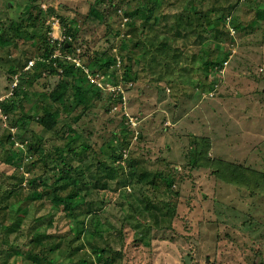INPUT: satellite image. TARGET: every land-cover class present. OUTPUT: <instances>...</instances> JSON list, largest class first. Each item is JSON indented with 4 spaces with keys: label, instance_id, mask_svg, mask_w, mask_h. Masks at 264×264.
<instances>
[{
    "label": "rangeland",
    "instance_id": "rangeland-1",
    "mask_svg": "<svg viewBox=\"0 0 264 264\" xmlns=\"http://www.w3.org/2000/svg\"><path fill=\"white\" fill-rule=\"evenodd\" d=\"M152 1L37 0L27 26L0 0V264H264V0ZM49 45L83 103L57 65L25 79ZM61 154L74 212L38 183Z\"/></svg>",
    "mask_w": 264,
    "mask_h": 264
},
{
    "label": "trees",
    "instance_id": "trees-1",
    "mask_svg": "<svg viewBox=\"0 0 264 264\" xmlns=\"http://www.w3.org/2000/svg\"><path fill=\"white\" fill-rule=\"evenodd\" d=\"M37 0H26V3L28 6H30V9L28 10V13L26 14L24 20L26 22V25L27 26H35L36 25V22L39 20L40 16L39 14L42 12V9L41 7L39 6V4L36 3ZM144 1V4H147V9L149 10L148 11V18H147V21H150L151 19H153V11L156 7V4L154 1L152 0H143ZM204 25V24H203ZM10 30V28H9ZM6 32H3L2 33V36H5ZM42 55V53H41ZM53 50H52V47L51 45H49V47L46 49L45 53L40 56V57H44V59L46 60L45 62L41 61V60H38L36 62V65L34 67V71L32 73H30L29 71H26L24 74V77L25 79H30L31 78H34V79H38L40 77H42V75L45 73H54L56 68L54 65H57L58 67L62 68L63 69V74H64V88L65 90V93H68V91L72 88V89H75V97L76 99L78 100V103H83L85 101L86 96V91H88L89 89H86L84 86H82V84H78V78L81 77L83 79L82 76H80L78 73H75L74 72V66L72 65H68L67 64V60L66 59H63V58H60V57H53ZM50 60L48 61L47 59ZM25 67V65L23 66ZM12 72L14 73H17V71L15 72L13 69H11ZM24 77L21 78V82H23L24 80ZM55 92H53L52 95H54ZM60 95L57 94V97H59ZM12 105L10 104H4L3 105V110L5 112H10L9 110H11L12 108ZM47 110V114H49L50 117H53V113L52 112H49L48 110L49 109H46ZM78 137H80V134H78V136H75L73 137L72 141H76V139H78ZM125 141H127V137L124 138ZM71 141V142H72ZM70 142V144H71ZM84 148H88L89 146L84 143ZM114 148V146H113ZM75 151V150H74ZM78 154H81V155H85L86 154V151H78V152H75ZM18 155V152L16 153H12L10 154L8 157L10 158L11 161H15L16 160V157ZM50 156V154H49ZM84 157H81L80 159H82ZM56 159V158H55ZM61 162V164L58 162V164L60 166H53L52 168H50V172L52 170L54 171H60V175L61 177H58L59 181L62 180L65 181V183L59 187L58 184H59V181L55 180V177L56 175H49L46 177L45 180H40L41 178H35L34 181H37V180H40L38 183H47V185L49 187H51L54 192L57 193V197H56V201L57 203H59V206H61L63 208V204L65 206V209L69 210V211H73L75 209H78V207H80V203H77L78 201L76 200L77 197H79L81 194V188L84 187L82 186L81 184H85L87 183L86 181L81 183L80 185L79 184H75L73 186V188L70 190V193L66 196V197H62L61 198V195H60V191L62 192V190H65L66 188L70 187L71 185V181L72 179H74V175L75 174H78L77 176H80L82 173H79L77 172V170L79 168H77V166H73L71 164V160L66 157H64L62 154L60 156H58V158ZM52 169V170H51ZM48 173V172H47ZM46 175V174H45ZM85 177V176H84ZM73 182V181H72ZM76 183V181L74 182ZM103 187L105 188V185H103ZM38 199V196L36 197L35 195L31 196V201H35ZM60 200V202H58ZM39 225V224H38ZM81 231H79L77 233L78 237H75V241L76 240H79L80 238V235H81ZM57 236L56 234H49V233H40L38 234V236L36 237V239L39 241V242H42L43 240H49V239H52L53 237ZM59 243V242H58ZM55 245V244H54ZM53 245V247H58L59 244H56L55 246ZM83 248V244H80L79 246H75L73 247L70 252L68 253V257H73L78 251H80L81 249ZM95 252L97 254V257L100 261H103V264H115L116 262V257L114 256V253L112 255H109L107 257H103V253L105 254V249H99V248H95ZM38 255H40V253H30L29 256H33L34 257V261L37 262V264H51L48 260H46V258H42V257H39ZM103 257V258H102ZM57 264H67V263H62V262H58ZM69 264H94L92 259L91 260H87V259H79V260H76L74 262H71Z\"/></svg>",
    "mask_w": 264,
    "mask_h": 264
}]
</instances>
